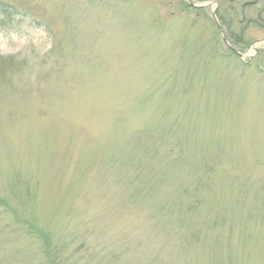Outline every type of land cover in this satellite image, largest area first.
Listing matches in <instances>:
<instances>
[{"label":"rangeland","instance_id":"374dc122","mask_svg":"<svg viewBox=\"0 0 264 264\" xmlns=\"http://www.w3.org/2000/svg\"><path fill=\"white\" fill-rule=\"evenodd\" d=\"M189 1L0 0V264H264V0Z\"/></svg>","mask_w":264,"mask_h":264},{"label":"water","instance_id":"95a60500","mask_svg":"<svg viewBox=\"0 0 264 264\" xmlns=\"http://www.w3.org/2000/svg\"><path fill=\"white\" fill-rule=\"evenodd\" d=\"M188 2V4H190L191 6H195V4H193L192 2H190L189 0H186ZM198 6H201V7H204L206 6V4H202V5H198ZM241 56H244V55H241Z\"/></svg>","mask_w":264,"mask_h":264}]
</instances>
